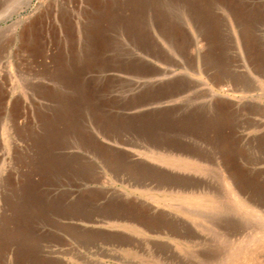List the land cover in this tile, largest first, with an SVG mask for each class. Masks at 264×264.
<instances>
[{
    "label": "rangeland",
    "instance_id": "obj_1",
    "mask_svg": "<svg viewBox=\"0 0 264 264\" xmlns=\"http://www.w3.org/2000/svg\"><path fill=\"white\" fill-rule=\"evenodd\" d=\"M110 2L103 59L67 82L30 54L77 69L87 1L0 0V264H264V0Z\"/></svg>",
    "mask_w": 264,
    "mask_h": 264
},
{
    "label": "bare ground",
    "instance_id": "obj_2",
    "mask_svg": "<svg viewBox=\"0 0 264 264\" xmlns=\"http://www.w3.org/2000/svg\"><path fill=\"white\" fill-rule=\"evenodd\" d=\"M87 1V3H86V5L88 4L89 6H90V9L89 10H86L84 13V16H85V18H86V22L85 23H83V24H81L80 22V26H78V27H76L75 26V28H76V30H79V32L80 33H82V35H81V38H82V52H83V59L80 61V65L78 66V68L76 69V67H72L71 65H70V67L69 66H67L66 65V68H64L63 66H62V68H59L58 66H56V65H59V64H57L56 63V59L58 58V57H56L55 59H54V57L56 56H54L53 57V53H45V50H46V46H45V43H41L40 44V47H39V54H34V52H31V47L32 46H34V45H36V39H37V36H38V33H40L41 31L39 30L40 29V27H42L43 28V26H41L40 25V27L37 25V22H35V20H31V21H29L28 23H26L25 25H23L22 27H21V29H20V31H19V33H18V39L20 40V42H21V45L20 46H22L23 48H25V49H27L28 50V52L30 53L31 52V54H30V56H31V61H32V63L33 62H37V65L35 66V67H37V66H39L40 68L38 69L39 70V72H41V73H47V72H52V73H55L57 76H61L60 78H62L63 77V79H67V82L68 81H71L72 79L71 78H74L73 76H76V79H81V73H84V71H82V70H84V69H81V68H83L82 66H87L90 62H93V60H101V59H103V51H102V49L103 48H105L104 46H105V43H103L104 42V26L106 25V23L108 22V20H109V18L111 17V15H112V10L114 9H112L111 8V3L112 2H110V0H86ZM129 1H131V3L133 4V3H135L136 5L141 1V0H129ZM115 4V3H114ZM126 4V3H125ZM226 4V3H225ZM85 5V6H86ZM87 5V6H88ZM117 5V4H116ZM130 5V4H129ZM133 7V6H132ZM137 7V6H136ZM134 10V9H133ZM228 10H230V9H228ZM83 12V11H82ZM142 12V11H141ZM131 14V13H130ZM118 15H119V13H118ZM191 18H192V16H191ZM31 19V18H30ZM82 21V20H81ZM40 22H42L41 24H43V21H40ZM129 23H132L131 22V19L128 21L127 19H122V21H121V26H123L122 28H124V29H126V31H127V33H129L131 36V38H130V40L131 41H133L132 43H134L135 44V46L137 47V48H139V49H141L142 51H144V52H146L147 54H149V56L151 55L153 58H155V59H158V57H157V55L159 54V53H157L158 52V50L160 49L159 48V45L157 44V43H155V42H149V41H146L145 39V41H143L141 38H139V36L137 35L136 36V34L135 33H137V32H135V33H133V30L134 29H132L131 30V27H132V25H129ZM65 25V24H64ZM76 25V24H75ZM38 26V27H37ZM63 26V25H62ZM69 28V27H68ZM70 28H72V27H70ZM78 28V29H77ZM67 31V30H66ZM72 31V30H71ZM77 32V31H76ZM70 33V32H69ZM78 33V32H77ZM138 34V33H137ZM205 34H207V33H205ZM211 35V34H210ZM67 39H68V36H67ZM61 40H63V39H61ZM66 40V39H65ZM64 40V41H65ZM148 40H149V38H148ZM63 42V41H62ZM65 43V42H64ZM244 47V46H243ZM160 52V51H159ZM57 53V52H56ZM52 56V57H51ZM58 56V55H57ZM159 56V55H158ZM81 58V57H80ZM63 60V59H62ZM71 62V61H70ZM72 64V63H71ZM78 64V63H77ZM73 65V64H72ZM72 67V68H71ZM47 71V72H46ZM217 72H219V71H217ZM30 73H32V72H30ZM156 73V72H155ZM171 73V72H170ZM167 74H169V73H167ZM39 75V74H38ZM82 75H85V74H82ZM78 77V78H77ZM177 77V76H176ZM86 78V77H85ZM76 79H75V81H76ZM78 79V80H79ZM83 79V78H82ZM190 79V78H189ZM81 82H82V90H83V92L84 93H86V95H87V93H88V89H89V91H90V88H91V86L90 85H92V84H86L85 83V81H84V79L83 80H80ZM181 81V80H180ZM81 82H79L80 83V85H81ZM92 83V82H91ZM227 84V83H226ZM175 85V84H174ZM176 85H177V83H176ZM220 84H218L217 86H219ZM228 85V84H227ZM234 85V84H233ZM77 86V85H76ZM171 86V85H170ZM222 86V85H221ZM54 87V86H53ZM80 87V86H79ZM98 86H96V84H93V87H92V89L95 91L94 93H95V95H99V91H101V90H98L99 88H97ZM225 87V86H224ZM40 89V91L41 92H46V89H43V88H41V87H39ZM179 87H173L172 89H174V90H177ZM37 89V88H36ZM42 89V90H41ZM49 89V88H48ZM101 89V88H100ZM171 89V90H172ZM228 89V88H227ZM52 90V89H51ZM92 90V91H93ZM222 91V90H221ZM225 91V90H224ZM36 92H37V90H36ZM226 92V91H225ZM4 93V92H3ZM38 93H39V91H38ZM48 93V92H47ZM81 93V92H80ZM172 93V92H171ZM37 94V93H36ZM227 94V93H226ZM69 100V99H68ZM3 104V103H2ZM142 106V105H141ZM141 106H136V107H133V109L134 110H143V108L141 107ZM63 107V106H62ZM158 107V105H155L154 106V108H157ZM214 107H215V105H214ZM68 108V107H67ZM62 109V108H61ZM36 110V109H35ZM62 111V110H61ZM65 111H66V108H65ZM27 112V111H26ZM37 112V111H36ZM54 112V111H53ZM72 111H70V113H71ZM160 112V111H159ZM69 112H68V114H70ZM40 115V114H39ZM46 114H42V118H44V116H45ZM52 115V114H51ZM69 116V115H68ZM52 117V116H51ZM57 117H58V115H57ZM56 117V118H57ZM12 119V118H11ZM19 119V118H18ZM73 119V118H72ZM14 120V119H13ZM48 120V119H47ZM59 120V119H58ZM46 121V120H45ZM49 122H51V121H49ZM55 122H57V121H55ZM13 125V124H12ZM15 125V124H14ZM50 125V124H49ZM48 125V126H49ZM16 126V125H15ZM50 127H51V125H50ZM10 129V128H9ZM48 129V128H47ZM65 129V128H64ZM177 130V129H176ZM102 131H98V133H101ZM13 133V132H12ZM37 133V132H36ZM18 134V133H17ZM101 134H103V136H105L104 135V132H102ZM11 135H13V134H11ZM52 135V134H51ZM15 136V135H14ZM42 137V136H41ZM106 137V136H105ZM91 138L92 139H94L95 140V136H91ZM37 139V138H36ZM41 140V139H40ZM46 140V139H45ZM36 143V142H35ZM158 151V150H157ZM160 152V151H159ZM170 152V151H169ZM168 153V152H167ZM172 153V152H171ZM170 153V154H171ZM159 154V153H158ZM162 154H164L163 153V151H162ZM161 154V155H162ZM169 154V155H170ZM173 154H175V153H173ZM160 155V154H159ZM172 155V154H171ZM166 156V155H165ZM177 156H178V154H177ZM184 156H186V155H184ZM162 157H163V155H162ZM170 157V156H169ZM168 157V158H169ZM32 158V157H31ZM187 159V158H186ZM31 160V159H30ZM179 160V159H178ZM180 161V160H179ZM191 161H192V159H191ZM226 161V160H225ZM53 162V161H52ZM177 162V161H176ZM198 164H199V161L197 162ZM201 163V162H200ZM33 164V163H32ZM49 165H51V163L49 164ZM181 165H183V164H181ZM192 165H194V164H192ZM204 167V166H203ZM206 167H209L208 165L206 166ZM227 167V166H226ZM144 168V167H143ZM154 168V167H153ZM179 168V167H178ZM196 168V167H195ZM189 169H191V168H189ZM197 169V168H196ZM206 169H208V168H206ZM193 170H195V169H193ZM201 170V169H200ZM212 171V170H211ZM202 172V171H201ZM208 172V171H207ZM30 175V174H29ZM32 177V176H31ZM36 177V176H35ZM224 177V176H223ZM229 177L230 178H233L232 177V175L231 174H229ZM22 178V177H21ZM20 178V179H21ZM33 178V177H32ZM39 178V177H38ZM28 179V178H27ZM35 179H37V178H35ZM24 180V179H23ZM17 181V180H16ZM224 181V180H223ZM232 181V180H231ZM234 181V180H233ZM225 182V181H224ZM230 182V181H229ZM228 182V183H229ZM22 183V182H21ZM14 184V183H13ZM25 184H28V181L26 182L25 181ZM24 184V185H25ZM235 184V183H234ZM239 184V183H238ZM17 185V184H16ZM229 185V184H228ZM14 186V185H13ZM35 186H36V183L35 182H31V181H29V187H26V188H33V189H35ZM232 186V185H231ZM12 187V186H11ZM15 187V186H14ZM240 187H242V186H240ZM243 187H244V185H243ZM22 188V187H21ZM20 188V189H21ZM232 188H233V186H232ZM248 188V187H247ZM19 188H18V190H20ZM15 190V189H14ZM185 190V189H184ZM25 191V190H24ZM227 191V190H226ZM241 191V190H240ZM244 191V190H243ZM19 192V191H18ZM244 192H246V191H244ZM229 193V192H228ZM27 194H28V192H27ZM234 195V194H233ZM241 195V194H240ZM260 195V194H259ZM258 195V196H259ZM32 196V195H31ZM225 196V195H224ZM237 196H239V195H237ZM246 196V195H245ZM28 197H30V196H28ZM214 198H215V196H213ZM212 197V198H213ZM230 197H232V196H230ZM213 198V199H214ZM207 199V198H206ZM216 199H218V198H216ZM221 199V198H220ZM234 199V198H233ZM19 200V199H18ZM227 200V199H226ZM239 200V199H238ZM237 200V201H238ZM255 200V199H254ZM21 201V200H20ZM25 201V200H24ZM29 201V200H28ZM207 200H205V202H206ZM224 201V200H223ZM223 201H222V203H223ZM228 201V200H227ZM249 201V200H248ZM208 202V201H207ZM215 202H217V201H215ZM220 202H221V200H220ZM251 202V201H250ZM214 203V202H213ZM218 203V202H217ZM234 203V202H233ZM252 203V202H251ZM194 204V203H193ZM227 204V203H226ZM229 204V203H228ZM227 204V205H228ZM235 204V203H234ZM244 204V203H243ZM236 206H235V208L236 209H238V210H241V204L240 203H237V204H235ZM264 205V204H263ZM30 206V205H29ZM213 206H215L216 208L217 207H220L219 206V204H216L215 203V205H213ZM222 206V205H221ZM233 206V205H232ZM23 208V207H22ZM221 208V207H220ZM222 209H224V208H222ZM234 209V208H233ZM219 210H221V209H218L217 211L219 212ZM237 210V211H238ZM253 210V209H252ZM15 211H17L16 209H15ZM21 211V210H20ZM24 211V210H23ZM199 211V210H198ZM211 211V210H210ZM213 211V210H212ZM242 211V210H241ZM254 211V210H253ZM19 212V211H18ZM28 212V211H27ZM209 212V211H208ZM215 212V210L212 212V213H214ZM218 212H217V214H218ZM221 212V211H220ZM258 212H260V210L258 211ZM264 212V211H263ZM14 213V212H13ZM21 213V212H20ZM199 213H200V211H199ZM249 213V212H248ZM251 213H253V212H251ZM255 213H256V211H255ZM201 214V213H200ZM250 214V213H249ZM254 214V213H253ZM262 214V213H261ZM202 215V214H201ZM17 216H18V214H17ZM194 216V215H193ZM257 216H258V214H257ZM261 216V215H260ZM21 217V216H20ZM26 217V216H25ZM201 217V216H200ZM254 217V216H253ZM263 217V216H262ZM76 218V217H75ZM110 219H120V217L118 216V214H112V215H110V217H109ZM130 218V217H129ZM248 218V217H247ZM259 218V217H258ZM210 219V218H209ZM12 220V219H11ZM212 220V219H211ZM251 220V219H250ZM261 220V219H260ZM6 221V220H5ZM20 221V220H19ZM98 221V220H97ZM217 221V220H216ZM252 221V220H251ZM254 221V220H253ZM262 221V220H261ZM259 222V221H258ZM255 223H256V220H255ZM260 223V222H259ZM10 224V223H9ZM14 225V224H13ZM72 225V224H71ZM201 225V224H200ZM259 224L257 223V226H258ZM262 225V224H261ZM16 226V225H15ZM19 226V225H18ZM24 226V225H23ZM168 226V225H167ZM166 226V227H167ZM1 227V230H0V239L2 238V236H3V234H6L7 232H9V231H7L5 228H2V226H0ZM221 227V226H220ZM238 227V226H237ZM264 227V226H263ZM15 228V227H14ZM17 229H18V227H17ZM218 229H220L219 227H218ZM264 229V228H263ZM262 229V230H263ZM14 230V229H13ZM20 230V229H19ZM222 230V229H221ZM224 230V229H223ZM22 231V230H21ZM21 231H19V232H21ZM175 231V230H174ZM233 231V230H232ZM6 232V233H5ZM16 232H17V230H16ZM225 233V232H224ZM224 233H222V235H224ZM233 233V232H232ZM237 234V233H236ZM235 235V234H234ZM16 236V235H15ZM258 236V235H257ZM5 237V236H4ZM8 237V236H7ZM10 237V236H9ZM21 237V236H20ZM254 237V236H253ZM24 238V237H23ZM226 238L228 239H230L231 238V234H230V237L229 236H226ZM225 240V241H228V240ZM249 239V238H248ZM9 240V239H8ZM240 241V240H239ZM23 243H25V242H23ZM239 243V242H238ZM227 245V244H226ZM23 246V245H22ZM25 246V245H24ZM239 246V245H238ZM222 247V246H221ZM23 248V247H22ZM223 248V247H222ZM21 249V248H20ZM26 249H27V247H26ZM214 250V249H213ZM223 251V250H222ZM207 252V251H206ZM213 253V252H212ZM235 253V252H234ZM200 254V253H199ZM198 254V255H199ZM210 254V253H209ZM220 254V253H219ZM218 255V254H217ZM214 256V255H213ZM22 257V254H21V252L19 253H17L16 254V259L17 260H19L20 258ZM201 257V256H200ZM209 257H211V256H209ZM205 258H207V257H205ZM208 259H210V258H208ZM219 259V258H218ZM234 259V258H233ZM22 260H24V258L22 257ZM212 260L214 261V259L212 258ZM209 261V260H208ZM220 261V260H219ZM12 262H13V260H12ZM17 262V261H16ZM198 262V261H197ZM205 262V261H204ZM200 263H201V260H200ZM203 263V262H202ZM216 263V262H215ZM17 264V263H16Z\"/></svg>",
    "mask_w": 264,
    "mask_h": 264
}]
</instances>
